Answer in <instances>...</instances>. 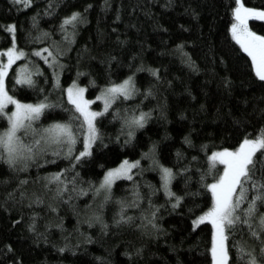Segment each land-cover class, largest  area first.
<instances>
[{"label": "trees", "instance_id": "1", "mask_svg": "<svg viewBox=\"0 0 264 264\" xmlns=\"http://www.w3.org/2000/svg\"><path fill=\"white\" fill-rule=\"evenodd\" d=\"M242 2L248 7H264V0ZM234 6V0H34L32 6L24 8L16 0H0V48L10 43L5 28L10 22L17 25L18 45L30 52L51 43L27 38L28 33L37 35L33 14H38L39 31L50 32L55 41L62 39L58 28L63 16L73 10L84 16L75 42L60 57L62 68L54 70L30 52L27 61L21 58L9 70L6 83L11 94L31 102L46 98L47 103L56 105L34 122L36 129L72 115L74 110H70L63 89L73 79L86 86L85 95L93 101L91 107L97 109L103 108V101L95 99L99 86L109 80L119 81L135 72L140 89L134 97L115 101L104 117L97 118L102 142L107 147L94 146L93 156L84 158L76 169L77 189H88L90 183L99 182L104 169L116 166L124 157L140 161L132 170V180L121 178L113 184L114 195L107 202L102 204L103 196H94L90 190L83 195L69 190L65 198L54 202V212L48 207L51 194L43 188L45 177L65 168L69 158H56L49 152L19 170L0 160V264L15 258L22 264H210L211 224L205 221L193 229L191 220L210 206L211 194L204 184L218 176L223 165L218 163L210 169L205 151L233 147L245 132H255L264 125V84L249 68L250 57L229 31ZM46 9L50 14H45ZM249 27L264 34V21L250 19ZM177 45H182V52ZM189 57L191 63H186ZM22 63H28L34 73L36 83L32 87L15 85V69ZM37 68L41 71L37 72ZM149 68L158 69V79ZM225 78L230 79V87L224 83ZM93 80L95 84L90 83ZM148 87L154 95H141ZM137 105L144 111L151 109L153 114L129 140L124 134L127 129H122L121 121L112 116L115 109L123 115V110ZM12 108L9 104L5 110ZM6 127L7 119L0 115V131ZM186 135L193 146L185 143ZM153 143L161 163L174 170L188 168L186 174L178 175L172 182L173 191L188 194L175 209L160 186V173L152 159L142 155ZM201 145L207 148L201 150ZM80 147L78 142L77 150ZM72 175L69 170V181ZM201 175L204 181L200 180ZM22 180H26L22 188L42 194L44 204L29 206L28 199L20 197L17 185ZM134 185L139 186L144 197L138 207L125 209V214L135 217L134 223H114L119 219L120 208L116 197L132 201ZM54 187V182L49 185L50 189ZM71 187L69 183L68 188ZM149 195L151 203L160 206L158 231L136 227L142 223L141 213L151 210ZM94 211L100 212L103 223L88 222ZM260 211L264 212V208ZM33 212L39 215L33 217ZM33 219L35 232L28 227ZM57 224L62 226L56 227ZM241 242L258 244L247 226L238 224L226 241L229 264H247V254L238 253ZM8 244L11 251L5 247Z\"/></svg>", "mask_w": 264, "mask_h": 264}, {"label": "snow or ice", "instance_id": "2", "mask_svg": "<svg viewBox=\"0 0 264 264\" xmlns=\"http://www.w3.org/2000/svg\"><path fill=\"white\" fill-rule=\"evenodd\" d=\"M16 2L24 8H29L33 5L34 0H16ZM234 5L231 8L233 21L229 29L231 37L243 52L250 57L249 68L255 77L259 79V82L264 84V34L253 31L248 24L250 16L264 21V7H248L242 0H234ZM50 7L51 5H49ZM87 7H91V5ZM45 14H50L47 9ZM31 19L37 35L33 37L31 33H28L27 38L29 40H50L51 43L45 44L44 47L33 48L30 52L37 57H41L54 70L62 68L63 62L60 57L64 56L67 46L75 42L78 25L85 22L81 11L73 10L61 18L58 28L62 33L61 41L53 40L52 34L46 30L39 31L38 14H33ZM117 19H119V16H117ZM5 28L10 36V43L7 47L0 48V115L7 119V127L0 131V160L5 161L10 168L19 170L21 167H28L30 161L44 158L49 152L56 158L61 156L69 158L70 162L65 168H61L59 171L45 177L46 183L43 188L51 194L48 207L54 212L57 210L53 206L54 202L57 199L65 198L69 190L78 192L80 195L89 190L93 192L94 196L102 195V204L112 199L114 195L112 191L113 184L121 177L132 180L134 175L132 170L139 166V160H129L124 157L116 166L104 169L99 182L90 183L88 189L82 187L77 189L76 180L79 173L76 169L80 163L84 162V158L93 156L96 150L94 146L107 147L102 142V134L97 118L104 117L105 113L113 108L115 101L127 100L140 92V89L136 86V73L130 72L119 81L109 80L99 86L100 91L95 99L103 101L102 109L91 107L93 101L85 95L86 86L78 84L73 79L71 84L63 89L70 110H74L72 115L67 120H51L47 125L36 129L33 126L34 122L39 120L46 109L54 108L56 105L47 103L46 98L31 102L11 94L6 83L9 70L21 58L27 61L30 52L18 45L15 22L8 23ZM176 47L182 52V45ZM183 55L187 56L188 54L183 53ZM112 59H115V57ZM185 62L191 63L190 57ZM193 67H195L194 64ZM39 71L41 70L37 68V72ZM148 71L157 79L159 78L158 69L149 68ZM14 80L15 85H27L29 87L34 86L36 83L34 73L28 63H22L16 67ZM56 82L59 84L58 79ZM90 83L95 84V81L93 80ZM224 83L229 87L231 85L229 78H225ZM141 95H154V92L151 87H148ZM9 104L13 105V108L11 111H6L5 109ZM123 111L124 114L121 115V110L115 109L112 118L121 121V128L127 129L124 134L129 140L135 136L137 129L144 127L153 114L151 109L144 111L138 105L131 110L125 109ZM29 136L31 139L26 141L25 137ZM184 141L189 146H193V142L187 135L184 137ZM78 142L82 144L79 150H77ZM200 147L201 150H205L207 145H201ZM142 155L149 156L152 159V163L160 173V186L163 188L165 195L171 199L173 209H175L185 200L188 194L173 191L172 182L178 175L186 174L188 168L181 167L174 170L173 167L161 163L156 158L157 145L155 143L150 145L147 152H142ZM177 155L178 157L182 156L179 150H177ZM205 155L210 169L215 168L218 163L223 165V171L211 182L204 184V187L211 194L210 206L200 211L198 215L194 214L191 220L193 229H196L198 225L205 221L211 224L210 247L208 249L210 264H229V249L226 241L231 231L238 224L242 227L247 226V231L251 237L258 240V244L253 245L241 242L238 245V253L240 255L247 254V264H264V212L260 211L261 208H264V125H261L255 132H245L235 146H219L210 152L205 151ZM192 159L196 160L197 157H192ZM43 162L48 163L47 159H44ZM101 167L103 168V165ZM69 170L73 173L71 181L67 179ZM204 179L205 177L201 175L200 180L204 181ZM53 182L55 187L50 189L49 185ZM187 182L185 180V184ZM24 183H26V180H22L17 185V189L20 190L18 193L20 197L22 199L27 198L29 206L33 203L44 204V196L36 192L28 193L26 189L22 188ZM69 183L72 185L71 189L68 188ZM133 188L134 198L132 201L116 197L120 208L118 212L119 219L114 220V223H134L135 217L131 214H125V209L138 207V201L144 199V197L140 193L138 185H134ZM12 198L14 199V196ZM148 203L151 210L141 213L142 223L136 225V227L145 230L150 227L152 230L158 231L161 228L157 223V212L160 206L151 203V195H149ZM244 204L246 206L241 207ZM38 215V213L33 212V217ZM94 221L103 223L100 212H92L88 222L92 223ZM13 223H16V221H13ZM35 225L36 220L33 219L28 227L35 232ZM48 226L50 227L51 224L49 223ZM61 226V224L56 225V227ZM37 235L41 234L37 233ZM5 247L9 251L12 250L11 244L5 245ZM59 250L63 252L64 247ZM126 255L131 256L132 253L127 252ZM8 264H22V260L15 258L9 260Z\"/></svg>", "mask_w": 264, "mask_h": 264}, {"label": "rangeland", "instance_id": "3", "mask_svg": "<svg viewBox=\"0 0 264 264\" xmlns=\"http://www.w3.org/2000/svg\"><path fill=\"white\" fill-rule=\"evenodd\" d=\"M250 19H258V18H257V17H254V16H250V17H249V20H250ZM249 20H248V24H249ZM121 178H126V177H121ZM121 178H120V179H121Z\"/></svg>", "mask_w": 264, "mask_h": 264}]
</instances>
